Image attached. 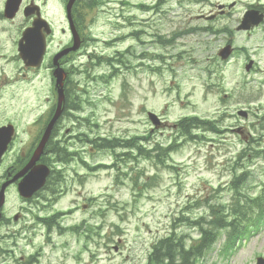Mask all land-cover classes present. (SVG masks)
<instances>
[{"label": "rangeland", "instance_id": "obj_1", "mask_svg": "<svg viewBox=\"0 0 264 264\" xmlns=\"http://www.w3.org/2000/svg\"><path fill=\"white\" fill-rule=\"evenodd\" d=\"M101 1V10L87 16L94 18L88 22L94 42L72 57L73 108H65L59 125L67 142L95 141L101 147L94 156L86 152L67 165L65 174L76 181L67 182V192L56 201L51 215L57 216L60 229L53 223L41 264H145L151 245L171 236L189 248L202 236L199 226L208 227L207 206L228 205L236 160L238 171L252 173L256 180L246 188L239 185L240 193L263 188L264 21L250 35L234 28L248 9L264 12V0ZM229 4L223 17L195 19L220 13ZM204 26L227 32L205 33L199 30ZM175 31L180 33L172 37ZM15 35L13 25L0 22V116L19 119L31 112L35 91L33 109L39 119L49 108L47 80L35 82L34 88L20 81L17 66L6 61ZM230 46L232 55L221 61L219 50L225 53ZM93 49L99 61L87 60ZM249 61L255 70L245 72ZM37 75L52 80L44 67ZM238 110L247 112V119L238 118ZM146 112L152 123L158 121L156 113L162 115L164 127L151 132ZM179 121H184L186 135L173 128ZM202 122L208 123L207 130ZM238 128L248 142L258 140L253 146L257 155H248V142ZM115 139L129 143L104 148L102 140ZM155 142L161 144L158 151ZM17 147L0 174L11 167ZM19 205L9 198L12 211ZM259 225L231 255L220 252L219 233L218 241L193 263L255 264L256 257L264 256V224Z\"/></svg>", "mask_w": 264, "mask_h": 264}, {"label": "flooded vegetation", "instance_id": "obj_2", "mask_svg": "<svg viewBox=\"0 0 264 264\" xmlns=\"http://www.w3.org/2000/svg\"><path fill=\"white\" fill-rule=\"evenodd\" d=\"M19 0V5L16 13L11 19L4 16V8L7 0H0V22L13 25L14 32L17 35L12 40V50L6 61L9 64L17 66L21 72L20 81L28 82L34 88V83L39 78L41 82L48 85L49 95L46 97L47 101L56 99L54 90V79H48L42 75H37L38 70L44 69L52 77L54 69L59 68L65 73L63 84L64 103L63 113L60 114L50 140L47 144L52 146H59L62 155L67 158L66 163L62 165L60 173H54L53 166L48 167L50 159L54 161L59 160V157L54 151L48 156L42 152L39 159L34 166H45L49 168L50 173L45 178L43 187L28 198L20 196L18 186L22 182V178L26 173L25 166L29 162L42 134L44 127L50 120L52 113V105L47 113L41 118H37L34 113V103L36 92H33L31 112L24 113L21 118H12V116H0V128H10L11 135L8 138L7 148L0 160V167L5 163L7 155L15 148L17 153L12 157L10 166L4 168L0 174V188L2 185L10 182V180L19 174L20 178L7 185L3 189L4 202L0 208V264H41L46 259L45 253L49 239V233L54 228L60 229L56 215H51L56 201L60 200L67 190L62 189L67 182L76 181L66 175L63 170L65 166L73 161L82 158L87 152L88 156H94L96 150L99 149L100 144L95 141H86L78 144L74 141L75 135L72 137L73 144L67 142V137L62 136L60 122L65 118L64 109L68 102L69 92V69L72 57L78 53L86 43L94 42L92 35L89 32V24H93V16L87 18L95 11L100 10L101 0ZM164 21V19H163ZM29 29V51L38 55L41 43L42 61L39 68H33L24 63L18 54V44L22 39L23 33ZM186 32H192L191 28H187ZM206 33L209 27L204 28ZM180 31H175L171 34L177 35ZM40 36L43 40L37 41ZM24 44V42L22 43ZM73 45L76 46L74 52L67 53L57 59L54 66V58L61 52L68 50ZM83 55L86 53H82ZM95 58L94 49L87 55V60L92 61ZM19 81V80H17ZM42 84V83H41ZM66 99V100H65ZM157 114V113H156ZM146 124L154 131H159L164 127V120L162 115L157 114L159 121L154 123L148 119V112L145 113ZM12 118V119H11ZM75 124L73 123L71 130ZM180 121L173 125V128L179 129ZM64 135H66V132ZM73 134V133H72ZM243 135L245 140L246 137ZM58 142V143H57ZM70 144V146H69ZM154 149H161V144L155 142ZM85 147L87 148L85 151ZM25 169V170H23ZM60 169V168H58ZM23 170V171H22ZM22 171V172H21ZM21 174V175H20ZM12 197L19 202V206L15 211L8 207L9 198ZM53 205V206H52ZM76 230V228H75Z\"/></svg>", "mask_w": 264, "mask_h": 264}, {"label": "trees", "instance_id": "obj_3", "mask_svg": "<svg viewBox=\"0 0 264 264\" xmlns=\"http://www.w3.org/2000/svg\"><path fill=\"white\" fill-rule=\"evenodd\" d=\"M215 30L211 31L213 33ZM224 30L215 31L222 33ZM178 36L174 35L173 37ZM203 128L208 129V123L202 122ZM183 133H186L183 131ZM106 148L121 146L119 140L102 141ZM128 141L121 144L127 145ZM256 142L251 141L247 146L248 155L251 153V146ZM59 154L58 157H61ZM248 157V156H247ZM233 176L230 181V191L233 193L231 200L225 208L215 205H208L210 220L205 222L208 227L205 229L199 226L201 237L196 243L185 249L182 238L175 236L158 241L151 248L146 264H194L193 258L200 256L202 250L210 246L218 237L219 232L225 233L223 252L224 255H231L241 242L248 239L255 231L259 218L264 213V192L262 195H243L239 185L252 183L251 173H240L238 171V160L232 169ZM202 220V218L200 219ZM192 224V223H191ZM198 225V222L196 223Z\"/></svg>", "mask_w": 264, "mask_h": 264}, {"label": "water", "instance_id": "obj_4", "mask_svg": "<svg viewBox=\"0 0 264 264\" xmlns=\"http://www.w3.org/2000/svg\"><path fill=\"white\" fill-rule=\"evenodd\" d=\"M18 5H19V0H7L5 4V8H4V16L8 19L12 18L18 9ZM261 21H262V16H258L256 11H248L245 13L241 21V24L237 29L238 30H249L252 26H257ZM29 33L30 32L27 31L23 34L22 40H24L25 43L24 44H22L21 42L19 43V47H18L19 56L28 66L30 65V66L38 67L40 64L42 51L38 53L37 57H35L34 54H32L29 51V40H30ZM70 50H74V48ZM227 51H228V48L224 51L225 53L220 54L222 59L227 58L228 56ZM248 67L246 69H248ZM59 73L60 72L58 71L54 73V77L56 78V86L61 85V82H62V76ZM57 93H58V101H57L58 105H57V110L55 112L56 114L51 120L50 125L45 130L42 140L39 143V146L34 154V157L32 158L31 162L28 164V167L33 165L34 160H37L38 156L40 155L44 147V144L50 134L51 127L56 121L58 114L60 112L59 109H60L61 102L63 99L62 90L61 89L58 90ZM239 115L245 116L244 113H239ZM2 131L3 129H0V133ZM1 142L5 144L3 141L0 140V143ZM2 143L0 144V155L4 151V147H3L4 145H2ZM43 169H44V172H42L38 168L31 170L28 173V175L23 179V181L19 184V192L22 197H27L31 195L43 185L45 175H46L45 171L47 172L46 168H43ZM2 202H3V196H2V191H1L0 192V207L2 205ZM256 264H264V260L258 258Z\"/></svg>", "mask_w": 264, "mask_h": 264}, {"label": "bare ground", "instance_id": "obj_5", "mask_svg": "<svg viewBox=\"0 0 264 264\" xmlns=\"http://www.w3.org/2000/svg\"><path fill=\"white\" fill-rule=\"evenodd\" d=\"M127 37V36H126ZM126 40V39H125Z\"/></svg>", "mask_w": 264, "mask_h": 264}]
</instances>
